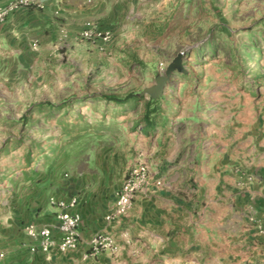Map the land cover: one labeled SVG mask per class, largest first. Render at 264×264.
Returning a JSON list of instances; mask_svg holds the SVG:
<instances>
[{
    "label": "rangeland",
    "instance_id": "1",
    "mask_svg": "<svg viewBox=\"0 0 264 264\" xmlns=\"http://www.w3.org/2000/svg\"><path fill=\"white\" fill-rule=\"evenodd\" d=\"M23 1L0 0V264L59 191L114 213L140 163L92 264H264V0Z\"/></svg>",
    "mask_w": 264,
    "mask_h": 264
},
{
    "label": "built area",
    "instance_id": "2",
    "mask_svg": "<svg viewBox=\"0 0 264 264\" xmlns=\"http://www.w3.org/2000/svg\"><path fill=\"white\" fill-rule=\"evenodd\" d=\"M14 1L17 4L24 2L23 0ZM13 8L11 6L0 9V20L4 19ZM148 181L149 167L144 163H140L134 167L117 194L114 213L108 215L106 220H111L115 215L121 216L126 214L132 206L138 189L142 184L148 183ZM157 184L161 185V182L159 181ZM78 202L77 197L69 199L51 198V204L58 209L55 222L51 226L41 229L33 226L29 228V236L33 243L30 249L31 252L49 254L54 249H57L61 253H73L79 250L81 244L79 229L82 223V216L74 210ZM99 245L100 242L97 237L90 240L87 243V249L84 251L83 260H88V251L91 249L97 250Z\"/></svg>",
    "mask_w": 264,
    "mask_h": 264
},
{
    "label": "crops",
    "instance_id": "3",
    "mask_svg": "<svg viewBox=\"0 0 264 264\" xmlns=\"http://www.w3.org/2000/svg\"><path fill=\"white\" fill-rule=\"evenodd\" d=\"M56 195L63 199L77 197L72 194L67 195L66 192L62 191L57 192L54 196ZM78 200V205L74 210L82 216L80 233L82 239L85 240L82 244H80L78 251L73 253H61L57 249H54L49 254L33 253L30 250L33 246L32 242L25 244L15 243L2 264H92V258L86 261L83 260L84 251L87 249L86 238L90 236L93 231H99L102 229L106 213L94 202H88L86 203V206L83 207L81 200ZM57 211L58 209L54 210V214ZM54 219L55 216L53 215L52 221H54Z\"/></svg>",
    "mask_w": 264,
    "mask_h": 264
},
{
    "label": "water",
    "instance_id": "4",
    "mask_svg": "<svg viewBox=\"0 0 264 264\" xmlns=\"http://www.w3.org/2000/svg\"><path fill=\"white\" fill-rule=\"evenodd\" d=\"M177 67L180 68V59H178V60L176 61V63H175L174 65H172V67H171L170 70H169V73H170L171 71H173V70H174L175 68H177ZM169 73H168V74H169ZM164 84H165V80L163 79V80L160 81L158 88L155 89V90H153V94H154V96L158 97V96H160V95L162 94V89H163Z\"/></svg>",
    "mask_w": 264,
    "mask_h": 264
}]
</instances>
